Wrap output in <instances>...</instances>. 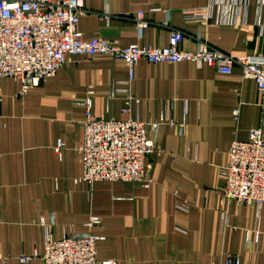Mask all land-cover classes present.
Segmentation results:
<instances>
[{
  "label": "crops",
  "instance_id": "1",
  "mask_svg": "<svg viewBox=\"0 0 264 264\" xmlns=\"http://www.w3.org/2000/svg\"><path fill=\"white\" fill-rule=\"evenodd\" d=\"M77 27L120 46H166L181 30V48L203 40L230 55L264 54V0H83ZM211 6V21L187 20L185 8ZM149 24L139 37L133 16ZM122 58L69 55L56 73L19 94L21 81L0 82V264L42 251L54 238L93 233L97 258L117 264H264V204L224 198L221 169L234 139L253 127L264 139V97L239 66L218 72L200 61L139 60L130 84ZM138 99L127 107V93ZM92 91L89 93V91ZM94 116L151 125L155 149L145 159L148 186L80 180L85 101ZM237 109V114L234 110ZM61 139V154L55 152ZM92 216L99 226H88Z\"/></svg>",
  "mask_w": 264,
  "mask_h": 264
},
{
  "label": "built area",
  "instance_id": "2",
  "mask_svg": "<svg viewBox=\"0 0 264 264\" xmlns=\"http://www.w3.org/2000/svg\"><path fill=\"white\" fill-rule=\"evenodd\" d=\"M88 11L83 0H0V82L4 77L19 79L21 95L54 75L69 55L83 54L90 58L108 54L125 61L129 71L127 85L131 83L136 63L142 59L154 64L203 61L221 73H230L234 65L239 66L243 77L253 79L264 97V54L230 55L203 40H199L195 50H185L181 48L184 33L177 29L171 31L166 46L136 43L120 46L101 36L85 39L77 24L79 17ZM182 14L187 20L210 23L211 6L185 8ZM133 19L142 37L149 24L144 12H136ZM126 91L128 111L131 101L138 99L128 88ZM85 104L83 140L77 147L83 164L80 180L132 181L148 186L145 159L155 149L148 129L151 125L156 130L157 124L136 118L96 117L90 99ZM234 112L237 114V109ZM63 145L58 139L55 145L58 155ZM221 174L224 198L238 204H264V139L260 126L250 129L247 140L231 142L228 162ZM100 224L98 216H92L87 223L91 227ZM99 238L97 234L83 233L57 239L48 229L43 250L22 254L19 260L27 263L39 259L40 264H117L113 258H97ZM225 264H240V258L228 253Z\"/></svg>",
  "mask_w": 264,
  "mask_h": 264
},
{
  "label": "rangeland",
  "instance_id": "3",
  "mask_svg": "<svg viewBox=\"0 0 264 264\" xmlns=\"http://www.w3.org/2000/svg\"><path fill=\"white\" fill-rule=\"evenodd\" d=\"M145 14V13H144ZM235 140V139H234ZM237 140H239V139H237ZM247 140V139H246ZM233 141V140H232ZM230 147V146H229ZM128 182H132V181H128ZM132 183H136V182H132ZM141 184V183H140Z\"/></svg>",
  "mask_w": 264,
  "mask_h": 264
}]
</instances>
